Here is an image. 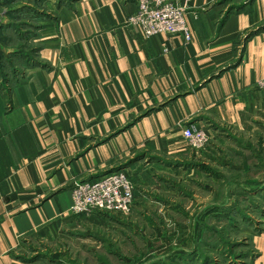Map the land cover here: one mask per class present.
<instances>
[{
  "label": "crops",
  "instance_id": "1",
  "mask_svg": "<svg viewBox=\"0 0 264 264\" xmlns=\"http://www.w3.org/2000/svg\"><path fill=\"white\" fill-rule=\"evenodd\" d=\"M173 1L187 10L188 42L144 37L129 22L136 0H75L56 16L50 2L40 64L9 96L0 91V264H20L34 243L86 235L89 217L71 215L74 184L135 168L137 150H181L188 127L222 138L264 127V32L235 48L264 22V0H239V10L229 0ZM224 145L244 158L252 146ZM254 245L253 264H264V232Z\"/></svg>",
  "mask_w": 264,
  "mask_h": 264
},
{
  "label": "rangeland",
  "instance_id": "2",
  "mask_svg": "<svg viewBox=\"0 0 264 264\" xmlns=\"http://www.w3.org/2000/svg\"><path fill=\"white\" fill-rule=\"evenodd\" d=\"M51 1L0 0V91L7 96L28 69L40 64L38 26L53 18ZM54 1V16L75 2ZM241 1L228 3L239 6ZM262 32L264 22L242 33L235 48ZM248 128V134L224 131L223 138L218 132L194 130L204 133L203 143L194 145L184 137V146L177 151L137 150L131 161H141L140 165L130 170L121 163L100 174L124 173L133 188L128 212L77 215L71 207L72 216L89 217L86 235L34 243L20 255L19 263L253 264L260 256L254 240L264 232V127L253 132L252 126ZM229 140L252 145L246 158L236 155L244 149L224 145ZM91 218L101 223L94 225Z\"/></svg>",
  "mask_w": 264,
  "mask_h": 264
},
{
  "label": "built area",
  "instance_id": "3",
  "mask_svg": "<svg viewBox=\"0 0 264 264\" xmlns=\"http://www.w3.org/2000/svg\"><path fill=\"white\" fill-rule=\"evenodd\" d=\"M138 10L129 22L146 38L156 35H181L191 40L185 10L172 0H137ZM264 89V80L258 82ZM184 137L194 145L204 141L203 132L184 129ZM131 183L124 173L113 172L86 182H76L72 188V212L77 215L96 214L112 210L128 212L133 202Z\"/></svg>",
  "mask_w": 264,
  "mask_h": 264
}]
</instances>
